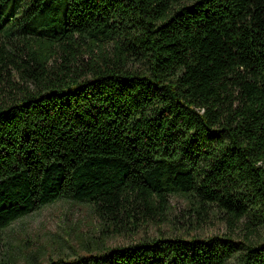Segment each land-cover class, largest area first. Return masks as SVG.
Returning <instances> with one entry per match:
<instances>
[{"label": "trees", "instance_id": "trees-1", "mask_svg": "<svg viewBox=\"0 0 264 264\" xmlns=\"http://www.w3.org/2000/svg\"><path fill=\"white\" fill-rule=\"evenodd\" d=\"M171 196L240 238L48 264H264V0H0V264L18 259L4 230L40 206L84 202L107 237Z\"/></svg>", "mask_w": 264, "mask_h": 264}, {"label": "rangeland", "instance_id": "rangeland-1", "mask_svg": "<svg viewBox=\"0 0 264 264\" xmlns=\"http://www.w3.org/2000/svg\"><path fill=\"white\" fill-rule=\"evenodd\" d=\"M188 207L184 197L171 196L164 219L155 218L133 230L113 232L103 237L101 222L88 204L58 199L12 222L1 235L2 246L18 256L14 264H26L32 259L40 264H48V259L56 258L60 248L73 255L85 254L86 248L94 251L102 246H122L141 239L165 236L190 239L231 234L240 238L241 232L232 230L222 214L209 215L204 221L196 223ZM0 251L3 252V249Z\"/></svg>", "mask_w": 264, "mask_h": 264}]
</instances>
